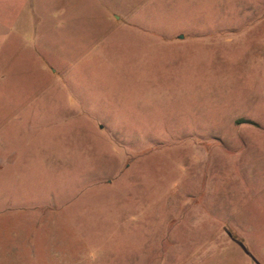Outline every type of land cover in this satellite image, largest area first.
Here are the masks:
<instances>
[{"label":"rangeland","instance_id":"374dc122","mask_svg":"<svg viewBox=\"0 0 264 264\" xmlns=\"http://www.w3.org/2000/svg\"><path fill=\"white\" fill-rule=\"evenodd\" d=\"M0 264H264V0H0Z\"/></svg>","mask_w":264,"mask_h":264}]
</instances>
